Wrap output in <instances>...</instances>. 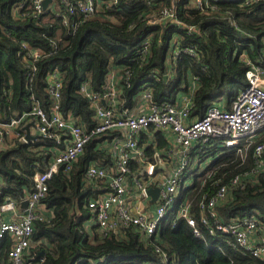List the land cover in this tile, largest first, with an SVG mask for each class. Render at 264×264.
<instances>
[{
    "label": "trees",
    "instance_id": "1",
    "mask_svg": "<svg viewBox=\"0 0 264 264\" xmlns=\"http://www.w3.org/2000/svg\"><path fill=\"white\" fill-rule=\"evenodd\" d=\"M20 1L0 0L3 123L29 115L36 106L51 115L58 105L65 118L77 119L91 130L98 124L97 109L82 87L88 83L100 104L106 106L108 76L114 69L119 77L117 112L134 114L140 96L147 91L154 104L179 105L193 78L198 86L190 116L199 118L217 97L226 96L230 108L247 86L244 55L264 67V0H204L208 5L203 8L197 7L195 0H118L110 6L105 3L104 12L94 16L71 12L73 0H51L55 9L37 17L31 9H19ZM167 10H172L181 24L151 22ZM175 48H179L176 56ZM35 50L41 52L38 58L32 55ZM54 74H60L62 81L58 101L50 91L49 78ZM33 119L27 116L14 128L16 133L0 144V206L8 199L20 202L33 193L35 175L46 172L53 152L64 148L53 137L31 131L27 140L25 126ZM150 134L155 143L147 145L146 155L155 160V147L165 149L168 141L151 126L140 135L141 145L150 141ZM117 137L122 133L92 136L70 173L61 165L47 180L48 191L38 210L52 214L49 221H34L28 255L31 264H264L229 245L230 235L212 234L200 221L202 204L219 185L256 169L254 146L245 160L233 149L217 153L213 149L217 156L206 170L196 174L199 167L190 168L187 178L193 182L187 197L179 198L174 220L162 222L148 244L134 226L122 232V239L114 231L104 234L97 225H89L92 211L88 203L106 194L103 187L109 185L105 179L89 180L86 171L92 163L112 166V156L104 144ZM215 168V176L206 177ZM185 199L200 235L194 234L186 218L177 217ZM218 208L225 220L254 213L264 221V171L243 187L236 186L233 198ZM9 247L7 237L0 243V264H6ZM103 257L104 263L97 262Z\"/></svg>",
    "mask_w": 264,
    "mask_h": 264
},
{
    "label": "built area",
    "instance_id": "2",
    "mask_svg": "<svg viewBox=\"0 0 264 264\" xmlns=\"http://www.w3.org/2000/svg\"><path fill=\"white\" fill-rule=\"evenodd\" d=\"M45 1L21 0L18 8L31 9L34 11L33 16L37 17L43 12L55 9L52 1L47 6L44 5ZM117 1L73 0L69 9L71 12L78 10L85 16H94L104 12L105 3L110 6ZM194 3L199 8L208 5L204 0H195ZM162 21L180 23L172 10L165 11L157 19H151V22ZM65 22L69 24V21ZM190 30H194V27H190ZM178 52L179 48H175V56ZM40 54L39 50L32 53L35 58ZM243 61L248 64L246 74L248 84L232 101L231 107L226 106L222 96L217 97L205 115L199 118L190 116L194 91L198 86V82L193 78L189 82L188 93L182 96L179 105L154 104L147 91L140 96L141 102L134 114L117 112L119 77L116 69L108 76L107 91L104 95L106 106L100 104V99L91 91L88 83L82 87L97 109L98 124L91 130L84 128L77 119L65 118L58 111V105L51 115L36 106L29 115L34 117L31 122L34 123L37 132L53 137L56 143L63 144L64 148L53 152L46 172L35 175L33 193L25 195L20 202L8 199L0 206V243L7 237L10 239L6 264H31L28 255L32 246L34 221H49L52 214L38 210L41 199L48 191L47 180L61 165H64L65 172L70 173L91 137L108 131H119L122 137L104 144L113 159L111 167L104 168L92 163L87 168L89 180L105 179L109 185L103 187L107 189L106 194L88 203L92 211L89 225H97L98 231L104 234L114 231L122 239L125 238L122 232L134 226L148 244L162 222L174 220L173 209L179 198L185 195L187 197V188H190L193 182L192 178H187L190 168L199 167L209 154L214 155L219 145H223L221 149L235 150L236 155L243 160L254 146L252 151L256 169L252 174L235 175L227 184L219 185L208 202L202 204L200 221L212 234L222 232L230 235L232 239L230 238L229 245L232 247L264 261V221L261 217L253 213L225 220L218 208L233 198L236 186L243 187L250 178L264 171V67L246 55L243 56ZM49 83L51 94L58 101L62 86L60 74L52 75ZM29 115L25 114L9 123L0 121V144L15 134L14 128ZM151 126L154 127V131H161L168 141V147L165 149L155 147V160L146 155L147 145L155 143V138H150V141L142 145L140 142L142 132H148ZM156 144L158 145V141ZM194 151L196 154L193 155ZM158 159L162 166L160 169H157ZM216 170L217 168L208 171L206 177H214ZM150 188H159L155 203H152V196L148 193ZM206 197L208 194H205ZM25 200L28 201V205L22 208L21 203ZM177 217L186 218L194 234L200 235L197 220L190 216L188 200L185 199L179 205ZM156 250L161 252L160 247ZM161 255L164 260L167 259L165 253ZM105 259L103 257L97 262L104 263Z\"/></svg>",
    "mask_w": 264,
    "mask_h": 264
},
{
    "label": "water",
    "instance_id": "3",
    "mask_svg": "<svg viewBox=\"0 0 264 264\" xmlns=\"http://www.w3.org/2000/svg\"><path fill=\"white\" fill-rule=\"evenodd\" d=\"M51 0H46L45 1V3H44V5L45 6H47L48 4H49V2H50ZM34 125V123H28L26 126H25V129H26V139L28 140V139H30L31 138V133H30V127L31 126H33ZM162 166H161V163H160V160L158 159V164H157V169H160ZM148 193H149V195H151L152 197H151V201H152V203H155L156 201H157V199H158V195H159V188H150L149 190H148ZM27 205H28V201L27 200H25V201H23L22 203H21V207L22 208H26L27 207Z\"/></svg>",
    "mask_w": 264,
    "mask_h": 264
},
{
    "label": "rangeland",
    "instance_id": "4",
    "mask_svg": "<svg viewBox=\"0 0 264 264\" xmlns=\"http://www.w3.org/2000/svg\"><path fill=\"white\" fill-rule=\"evenodd\" d=\"M222 98L226 100V96H223ZM170 136L173 138V136L171 134H170ZM150 138L153 139L154 135H151ZM222 146L223 145H219V147L217 148V151L219 150L221 152L222 151V149H221ZM210 148H211V146H210ZM216 153H215V155L209 154V156L205 159V161H203L201 163V165L199 166V169L196 172V174H200L201 171L205 169V167L217 156Z\"/></svg>",
    "mask_w": 264,
    "mask_h": 264
},
{
    "label": "crops",
    "instance_id": "5",
    "mask_svg": "<svg viewBox=\"0 0 264 264\" xmlns=\"http://www.w3.org/2000/svg\"><path fill=\"white\" fill-rule=\"evenodd\" d=\"M30 131H31V133H33V134H38L37 129H36L34 126H31V127H30Z\"/></svg>",
    "mask_w": 264,
    "mask_h": 264
}]
</instances>
